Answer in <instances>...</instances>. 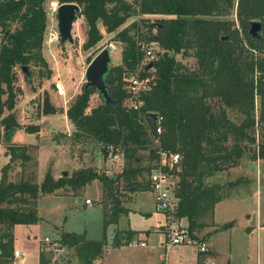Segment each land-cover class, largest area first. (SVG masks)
I'll return each mask as SVG.
<instances>
[{"label":"trees","instance_id":"obj_1","mask_svg":"<svg viewBox=\"0 0 264 264\" xmlns=\"http://www.w3.org/2000/svg\"><path fill=\"white\" fill-rule=\"evenodd\" d=\"M45 1L0 0V94L6 96L3 105L8 111L20 93L14 85V68L45 63L41 56ZM57 2L79 7L77 17L81 16L86 26L83 50L100 41L99 26L105 33H113L112 40L120 45V64L111 66L105 77L112 102L104 103L98 95L100 102L89 108V97L96 92L81 88L64 111L72 130L62 136L72 144L97 148L103 158L120 154L122 165L113 175L87 166L56 179L46 171L40 183L12 180V162L27 161V149L36 145L10 142L19 125L11 113L2 117L8 160L0 167V264L12 261L13 227L37 223L38 198L58 189L76 190L98 181L103 229L116 224L118 214L124 211L115 193L117 187L128 192L151 191L147 176L156 161L151 147L154 137L161 148L180 157L171 171L176 178V216L186 219L189 233L197 238L209 225L207 219L215 203L231 196L229 190L234 185L212 181V177L243 159L264 162V36L250 39L246 30L251 20H259L264 29V0ZM141 15L160 18H140L141 26L137 20L124 25L128 18ZM141 41L155 45V57L144 64ZM137 70L140 77L148 76L150 81L148 89L138 94L141 105L134 110L127 102L130 93L125 77ZM58 111L45 96L41 113ZM149 112L161 116L162 132L157 136ZM26 128L38 131L33 125ZM121 233L123 237L118 236ZM135 233L116 230L112 245L130 242ZM56 239L62 250L70 253L57 261L62 253L52 259L47 244L40 243L38 264H93L107 244L104 234L93 240L83 233L62 231Z\"/></svg>","mask_w":264,"mask_h":264},{"label":"rangeland","instance_id":"obj_2","mask_svg":"<svg viewBox=\"0 0 264 264\" xmlns=\"http://www.w3.org/2000/svg\"><path fill=\"white\" fill-rule=\"evenodd\" d=\"M52 1L57 2V0H46L44 2L46 6V26L41 48V56L45 61L44 65L27 66L28 78L24 77L26 75L21 71V68H14L16 75L14 85L20 89V93L17 94L11 111H8L3 105L6 97L5 94H0V167L8 160L5 151L6 142L2 136L3 127L1 125V118L11 113L19 128L12 133L11 139L9 138L10 142L12 141V143L16 144L34 143L36 145L35 148L29 147L27 149L29 155L27 161L24 163L19 160L12 162L9 169V178L12 180L22 178L40 183L46 171H49L52 177L57 175L56 178H58L63 171H66V175H69L73 170L87 166H92L98 172H103L106 175L116 174L119 170L116 157L110 158L111 160L108 164H105V158L96 150L97 148H91L85 144H72L62 134L65 131L67 133L68 129L72 128L64 115V111L81 91L84 83L83 72L86 65L100 50V44L107 41L112 42L115 46V50L109 52V67L120 64V45L112 40L113 33H105L103 27L99 26L101 32L100 41L93 47L83 50L81 44L84 41L86 26L83 18L81 16L77 17V14L75 15L71 29L72 43L61 42L58 37L56 40L48 41L47 32L50 29L56 30V18L53 22H47V16L50 15L48 7ZM140 18L155 21L160 16L141 15L130 17L124 25H127L132 20H137L141 26ZM259 33L260 37L264 36L262 26ZM141 42L143 43L144 41ZM147 44L152 50V58H154L155 45L151 43ZM88 59L90 60L88 61ZM148 59L150 58H143L142 60L146 61ZM190 63L191 60H188V64ZM55 82L61 83L64 91L63 95H59L55 90ZM45 96L50 104L59 109L57 113L47 115L41 113L42 100ZM99 102L98 94L94 93L89 97L88 107L90 108ZM256 107L257 100L255 99V118ZM89 108H86V111ZM31 125L38 127L36 133L26 131V127ZM146 164L148 163L144 162L143 165ZM149 165L151 166L152 163H149ZM263 165L264 162L261 159H243L239 165L223 170L211 179L219 183H234L233 187L229 190L231 196L241 194L249 196L253 191L257 195L256 198L253 196L252 199L242 200V202L234 201L229 205L228 214H232L233 218H236V225L234 226L230 242V259L233 264H264V238L261 233L260 238L262 241L260 243L258 241V250H256L255 244V239L259 235V218L263 223L261 225V232L264 233ZM93 181L88 185L86 196L90 198L91 205L71 207L68 200L63 197L41 195L43 197L37 200L39 223L27 226L17 225L12 230L14 234L12 244L18 248L20 255L17 260L12 257L10 264H37V246L39 240L40 243L46 244L42 241L43 237L47 236L49 239H56L59 234L55 236V231L51 228V224L61 226L67 231L83 233L86 239H100L104 234L105 239L108 240L105 245L108 251L103 252L95 264H154L153 262L157 261L159 263L161 260L157 259L158 253L163 255L162 260H164V248L157 247L161 237L160 233H152L147 237L145 235L140 236L142 239L145 238V247H139L136 239H133L132 242L130 241V245L121 244L112 246V237L116 229L131 228L142 230L152 229L155 228L153 226L156 225L157 227L160 225L162 216L160 213L154 211V201L151 191H144L138 194L137 192H128L117 187L115 193L124 211L122 212L123 214H118L116 224H110L103 229V210L100 202L101 193L100 189L94 186L96 184ZM96 183L98 184L99 182L96 181ZM60 192L62 191L58 189L56 193ZM246 213L249 214L247 222L245 221L248 218L245 216ZM222 214L224 213L222 212ZM179 224L181 225V222ZM243 224L252 225L253 230L248 233L242 227ZM62 231L60 230L59 232ZM118 236L123 237L124 234L121 233ZM215 237L219 246L221 241L223 242V238H221V234ZM256 251L258 252V256ZM60 253L62 254L58 256L57 261L63 256L65 259L70 251L62 250ZM195 257V246L188 245L181 253L175 246L170 251L168 250L166 264H194L193 259ZM70 261L74 262V259Z\"/></svg>","mask_w":264,"mask_h":264},{"label":"built area","instance_id":"obj_3","mask_svg":"<svg viewBox=\"0 0 264 264\" xmlns=\"http://www.w3.org/2000/svg\"><path fill=\"white\" fill-rule=\"evenodd\" d=\"M58 4L57 2L53 1L49 3L48 11L50 15L47 16V22H53V20L56 18V8ZM57 37V30L50 29L47 32L48 41L56 40ZM99 47L100 49L106 47L108 52L115 50V46L110 41L101 43ZM139 49L143 53L142 59L150 58L146 61L142 60V64L153 59L152 50L149 48V45L147 43H141ZM149 81L150 77H140L138 74V70L135 73H130L125 77V86L130 93L127 102L131 109L136 110L141 105V101L137 97L140 92L148 89ZM54 88L59 95L64 94L63 87L60 82H55ZM160 122L161 116L156 114L154 123H152L153 132L156 136L162 132ZM151 147L154 149L156 161L153 162V166L148 173L147 179L151 187L154 208L156 211L162 213L164 216V246L168 248L173 245H193L199 252L206 251V243L201 238L191 236L187 229V226H181L179 224L180 218L176 216V211L178 207V198L176 197L174 192L176 178L173 173H171V171L173 167H176L179 161L180 157L178 153L170 152L161 148L157 137H154V139L152 140ZM84 202L86 204H89L90 199L86 198ZM42 241L49 245L47 246L53 253V259H56L62 250L57 239H49L47 236H45L43 237ZM130 243L131 242H129L128 245H130ZM139 245L144 246L145 243L141 241L139 242ZM18 256L19 252L17 250H13V257Z\"/></svg>","mask_w":264,"mask_h":264},{"label":"crops","instance_id":"obj_4","mask_svg":"<svg viewBox=\"0 0 264 264\" xmlns=\"http://www.w3.org/2000/svg\"><path fill=\"white\" fill-rule=\"evenodd\" d=\"M68 122H69V120H68ZM71 130H72V128L68 129L67 133L65 131V133L66 134H69V132ZM10 139H11V136H10ZM32 144H34V143H32ZM25 145H28V144H25ZM114 155H112V156L110 155L109 157L107 156L105 158V161L104 162H105V164H108V162L111 160L110 158L113 159L114 157H116L117 164L119 165V170H118V172H119L120 171V168H121V165H122V159H121L120 154H114ZM72 161L74 162V160H72ZM60 175H62V174H60ZM56 176L57 175H54L53 178L56 179ZM93 182H95L94 184H96V185H94V186H97V188L100 189V193H101L100 184L99 183L97 184L96 181H93ZM88 185L89 184H86L84 187L78 188L76 190H70V189H68V190L65 189L64 190V189H60L62 191L60 193H56L57 192L56 191L55 193L46 194L45 196L63 197L66 200H68V203H69V205L71 207L72 206L73 207L74 206L80 207V206L91 205V202L89 204H86L84 202V200L87 198L86 196H87V188H88ZM137 193L139 194L141 192H137ZM151 196H152V194H151ZM253 196H255V198L257 196L256 195V192H254V191L249 196H245V195H242V194L241 195H235V196H229V197L224 198V199L218 201L217 203H215L214 208H213L212 216L209 219H207V222L209 223V225L208 226H205L201 230V232L196 235L197 238H200L203 235H205V237L202 240L206 243V251L199 252L196 249V257L193 259V263L194 264H233L231 262V259H230V256H231V251H230L231 246H230V242H231V239H232V236H233L234 226L236 225V218H233L232 214H228L229 205H230L231 202H234V201L242 202V200L252 199ZM41 197H43V196H40L38 198V200ZM87 199H90V198H87ZM153 208H154V205H153ZM154 211L157 212V213H160V212L156 211L155 208H154ZM222 212L224 214H222ZM226 212H227V214H226ZM160 214L162 216L161 223L157 227H156V225L153 226L155 228H152V229H142V230H140V229H131V228H120V229H116V230H123V231H126V230L136 231V233L130 238L129 241L132 242L133 239H136L137 242H138V246L139 247H145L146 246V244L144 246H140L139 245V242H141V241L144 242V239H145V238L142 239V237H140V236L145 235V237H147L149 234H152V233H160L161 237H160V239L158 241L157 247L159 248V246H160V247H163L164 248V257H165V259L162 260V258H163L162 256L163 255L160 254V253H158L157 254V259L158 260L161 259L160 260L161 263L160 262L158 263L156 261V262H153L154 264H166V256H167L168 250L170 251L172 249V247H175L176 246L178 248L179 252L181 253L182 250L183 249H186V246H188V245H173V246H170L168 248H166L164 246V239L163 238H164V235H165V220H164L163 214L162 213H160ZM37 216H38V214H37ZM245 216L248 217L245 220L247 222L248 219H249V214L246 213ZM261 221H260V218H259V221H258L259 222V235H258L257 239H255L256 250H258V241H259V243H260V241H262L261 238H260V233H261V235H263V238H264V233L261 232V225H263V223ZM179 222H181V225L182 226H186L187 225V222H186V219L185 218H180L179 219ZM38 223H39V220H38ZM228 223H230V224H228ZM29 225H35V224H29ZM224 225H226V226H224ZM15 226H17V225H15ZM24 226H27V225H24ZM222 226H224V227H222ZM242 227L245 228L248 231V233H250L253 230L252 229V225L243 224ZM51 228L54 229L55 236H57V234L59 233L60 230H63L65 232L79 233V232H75V231H67V230H64L61 226H56L55 224H51ZM218 234H221V236H222L221 238H223V242L221 241V243H220L219 246H218V244H217V242L215 240V238H216L215 236L218 235ZM12 236L14 237L13 231H12ZM93 240H95V239H93ZM106 241L108 242V240H106ZM39 244H40V240H39L38 246H37V264H38ZM122 244L128 245L126 242H124ZM117 245H121V244H116V245H112V246H117ZM12 247H13V250H17L19 252L18 248L15 247L13 244H12ZM106 249H107V247H105L103 249V252H107L108 250H106ZM149 251H152V250H149ZM256 254L258 256V252L257 251H256ZM19 255H20V252H19ZM18 257H13V259H16L17 260ZM97 260H98V258L96 260H94L93 264H95Z\"/></svg>","mask_w":264,"mask_h":264},{"label":"water","instance_id":"obj_5","mask_svg":"<svg viewBox=\"0 0 264 264\" xmlns=\"http://www.w3.org/2000/svg\"><path fill=\"white\" fill-rule=\"evenodd\" d=\"M78 12L79 7L75 3L58 4L56 8V30L58 38L61 42H73L71 29L73 21L75 20V15ZM260 29L261 22L259 20L249 21L247 34L250 39H258L260 37ZM109 62V52L106 47H103L92 57L83 72V90H85L86 88H91L100 96L104 103L112 102L109 98L105 84V77L110 68ZM21 71L24 72V75H28L27 66H22ZM148 116L151 118L152 123H154L156 114L153 112H149ZM62 175H66V171H63Z\"/></svg>","mask_w":264,"mask_h":264}]
</instances>
